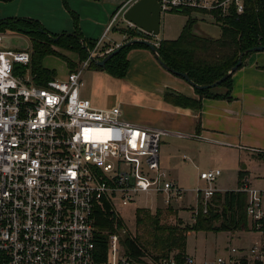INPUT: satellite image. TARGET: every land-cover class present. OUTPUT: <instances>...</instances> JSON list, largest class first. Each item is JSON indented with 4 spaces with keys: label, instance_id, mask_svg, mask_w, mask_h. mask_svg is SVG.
<instances>
[{
    "label": "built area",
    "instance_id": "built-area-1",
    "mask_svg": "<svg viewBox=\"0 0 264 264\" xmlns=\"http://www.w3.org/2000/svg\"><path fill=\"white\" fill-rule=\"evenodd\" d=\"M157 1L161 14L189 8L225 16L242 14L246 0ZM120 12L122 8L111 16L102 37ZM126 24V30L137 31ZM102 37L65 80L44 84L34 81L31 52L0 49V264H197L189 255L181 262L174 255L136 261L122 246L128 230L117 205L128 206L142 193L161 196L169 207L179 204L185 191L160 166L163 130L128 122L119 106L99 109L80 95L90 57L100 60L122 45L103 48ZM3 39L0 33V48ZM220 174L219 169L199 174L207 184L196 190L204 212ZM236 192L246 196L242 232L255 238L247 246H228L225 254L201 264H264V189L245 180ZM98 210L109 215L113 226L104 232L102 261L95 249Z\"/></svg>",
    "mask_w": 264,
    "mask_h": 264
},
{
    "label": "rangeland",
    "instance_id": "rangeland-1",
    "mask_svg": "<svg viewBox=\"0 0 264 264\" xmlns=\"http://www.w3.org/2000/svg\"><path fill=\"white\" fill-rule=\"evenodd\" d=\"M107 3H110V1H0V19L36 18L40 22L43 21L50 28L48 30L51 33H61L63 30L65 33H72L75 27H78L84 39L96 42L102 37L105 26L109 23L110 16L113 14L112 11H114L109 10L107 14L105 13ZM191 17L195 20V17L201 18L196 21L194 29H196L197 23L200 28H206V37H214L218 34L220 30L219 26L214 20L212 22L205 13L192 12ZM186 19L187 17L181 14L171 12L162 13L161 28L164 25L167 31V35L165 36H171L170 38H173L176 31L178 34ZM126 28V21L119 17L113 29L102 37V44L104 46L107 45L105 47H109L110 44L121 42L123 44L129 41L131 39L129 36H127L125 41H122L123 33L120 30H126ZM1 34L4 36L1 50H28L32 52L31 40L27 35L8 30L1 32ZM52 49L72 63L77 64L79 62L78 54L71 49L62 48L58 45H52ZM59 55H44L41 58V66L53 72L54 78L63 80L70 72V69L65 59ZM128 55L134 59V63L131 66L128 65L127 74L122 79L110 78L109 75L102 71L95 72L90 69L83 71L81 75V96L85 97V94L89 93L90 95V93H93L98 103L104 108L120 105L121 108L126 106L133 110L147 112L148 106L150 105L144 97L145 95L135 87L138 84L137 82H140L137 70L140 72L145 67L136 50H133ZM147 69L149 68L147 67ZM192 140L187 137L177 138L170 135H164L160 139L159 162L165 168L168 179L174 181L176 185L185 191L183 200L179 204L169 206V208L175 211L176 217L174 218V216L165 213L168 207L162 203L161 196L138 193L133 197V202L130 205L125 207L117 205V211L120 214L123 226L128 230L127 233H135L137 209L147 211L152 215L157 210H160L164 212L162 220L165 223H175L177 218L183 224H191L193 213L200 203V196H197L196 190H203L207 187V184L199 179V174L202 170L219 169L221 171L220 176L212 183L213 188L217 192L236 191L245 183L247 178L251 180V183L249 182L250 186L264 189L263 160L258 159L257 156L253 157L249 152L244 153L237 148L229 151L223 149L219 152H213L211 155L207 153V150L206 154L208 155L204 161L199 159L200 157L195 159L194 155H197L199 152H201L203 157V149H208V146L205 144L198 146L199 143L204 141L198 142L197 140H193L195 144ZM196 147H200V149ZM166 151L169 152L171 157H166ZM239 179H241L240 186L238 183ZM188 234L186 237L185 253L193 256L197 264L225 254L228 246H247L255 238L251 233L244 232L199 231Z\"/></svg>",
    "mask_w": 264,
    "mask_h": 264
},
{
    "label": "trees",
    "instance_id": "trees-1",
    "mask_svg": "<svg viewBox=\"0 0 264 264\" xmlns=\"http://www.w3.org/2000/svg\"><path fill=\"white\" fill-rule=\"evenodd\" d=\"M63 1L66 2V0ZM192 12L212 14L215 23L220 28V37L212 39L196 35L193 32L196 20L191 17ZM171 13L184 15L187 19L177 39L159 42L157 47L159 57L170 69L179 73H186L189 79L198 86L216 82L237 63L240 54L264 45V0H246L244 11L240 15L232 13L223 16L217 10L206 12L189 8L173 10ZM5 30L21 33L30 38L32 45L30 67L37 84H44L54 79V73L41 66V58L44 55H59L53 51L52 45L75 51L79 56V62H82L87 58L88 51L92 50L96 43L84 39L78 27H75L72 33L52 34L38 21L26 18L1 19L0 33ZM120 31L127 34L131 39L139 37L137 31ZM135 48L148 49L143 44L126 46L108 60L103 68L91 62L88 69L102 71L112 78L122 79L126 76L129 65L127 54ZM250 54L246 53L242 56V65ZM59 56L65 59L70 72L76 69L75 64L64 56ZM231 82L232 76L212 89L193 88L199 96L198 100L186 98L170 90L166 91L164 98L172 106L198 111L201 108L203 98L228 99ZM217 88H223L225 92L220 94L217 92ZM241 179L238 182L239 186ZM245 205L246 196L244 193L236 191L216 192L207 204L206 212L203 211L201 204H198L196 215L192 217L191 224H183L177 218L175 223H165L162 220L164 212L157 210L152 215L147 211L137 209L135 233L125 234L122 239V246L126 255L136 261H141L143 258L157 260L174 255V258L181 262L185 256L186 237L190 232L244 231L246 229ZM165 213L176 217L175 211L169 207ZM94 228L95 249L97 254H100L96 257L98 261H102L106 258L107 252V238L104 232L113 231L110 217L105 211L98 210L95 212Z\"/></svg>",
    "mask_w": 264,
    "mask_h": 264
},
{
    "label": "crops",
    "instance_id": "crops-1",
    "mask_svg": "<svg viewBox=\"0 0 264 264\" xmlns=\"http://www.w3.org/2000/svg\"><path fill=\"white\" fill-rule=\"evenodd\" d=\"M109 1L110 3H107L108 5L105 8V13L107 14L109 10H114L112 11L114 14L122 8V12H120L118 18H123L124 11L136 0ZM195 18L196 21L201 19L198 17ZM26 19L38 21L50 32L48 30L50 28L47 27L43 21H41V23L36 18ZM209 19L214 22L210 16ZM183 26H181L178 34L177 31L175 32V38H170L171 36H165L167 35V31L164 25L163 28H161L160 22L158 35L152 37L150 41L153 44H159L162 40H175L178 38ZM193 32L198 36L206 37V28H200L198 23ZM61 33H64V30ZM220 33L221 31L219 30L216 36L208 38L218 39ZM52 34L60 33L56 32ZM160 34L162 35L160 36ZM134 39H141V37H136ZM112 45L110 44L109 46ZM133 50L138 52V56L146 69H142L140 72L137 70L140 82H137L138 84L135 87L145 95L144 97L147 99L150 106H148L147 112H141L135 109L133 110L130 107L125 106L121 108L120 105H114L120 107L125 120L161 129L165 132V135L177 138L187 137L194 141L197 140L198 142L204 141L199 143L198 146H203L201 144H205L208 146V149H203V157L201 152L194 155L195 159L200 157L199 159L204 161L206 156L208 154H213V152H219L223 149L229 151L237 148L244 153L249 152L253 157L257 156L258 159L264 161V52L251 53L244 60L242 67L232 75L231 90L228 99L203 98L201 100L200 110L194 111L172 106L164 98L166 91L170 90L186 98L198 100L199 96L194 92L193 88L183 79H178V77L165 71L158 64L149 49L135 48L130 50L128 54ZM128 54L127 59L131 66L132 63H134V59ZM79 63L80 62L73 64L77 66ZM147 67L151 71L147 69ZM93 71L96 72V70ZM65 79L66 78L63 80ZM217 92L222 94L225 92V89H217ZM84 96L83 98L89 99L94 107L105 109L98 103L93 93H90V95L88 93ZM196 148L200 149V147ZM206 151L208 154H206ZM165 155L166 157H171L168 151L165 152ZM160 166L165 171L161 163ZM203 171L205 170L201 172ZM247 180L251 183V180L248 178ZM188 235L189 234H187V236ZM185 255L187 254L185 253Z\"/></svg>",
    "mask_w": 264,
    "mask_h": 264
},
{
    "label": "water",
    "instance_id": "water-1",
    "mask_svg": "<svg viewBox=\"0 0 264 264\" xmlns=\"http://www.w3.org/2000/svg\"><path fill=\"white\" fill-rule=\"evenodd\" d=\"M123 18L126 22L131 23L137 28V34L139 35V37H141V39H132L123 43L110 53L106 54L100 60L96 59L95 57H90L91 62H93L96 66L103 68L106 62L110 60L114 55H116L123 47L131 46L134 44H143L149 49L158 64L165 71L171 73L174 76L182 78L192 88L212 89L225 81L227 78L231 77L238 70V68L242 65V56L244 54L264 52V45L257 46L245 51L244 53L239 55L237 63L219 80L210 85L198 86L189 79L186 73H179L177 71H174L170 69L166 64H164L159 57L157 47L149 41L152 37H156L158 35L160 29L161 10L160 4L157 0H136L124 11Z\"/></svg>",
    "mask_w": 264,
    "mask_h": 264
}]
</instances>
